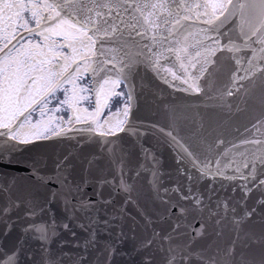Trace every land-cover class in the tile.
<instances>
[{
	"label": "snow or ice",
	"instance_id": "snow-or-ice-1",
	"mask_svg": "<svg viewBox=\"0 0 264 264\" xmlns=\"http://www.w3.org/2000/svg\"><path fill=\"white\" fill-rule=\"evenodd\" d=\"M150 77L264 106V0H0V264H264V112L231 147L159 129L179 149L166 186L138 116Z\"/></svg>",
	"mask_w": 264,
	"mask_h": 264
},
{
	"label": "water",
	"instance_id": "water-1",
	"mask_svg": "<svg viewBox=\"0 0 264 264\" xmlns=\"http://www.w3.org/2000/svg\"><path fill=\"white\" fill-rule=\"evenodd\" d=\"M141 83L143 85L142 90L140 89ZM137 84L140 91L138 116L145 124L157 126L155 133L149 139V143L162 153L164 167L161 171L165 173L163 183L166 186H174L173 182L178 179L175 173L174 159L179 149L175 145L168 144L166 137L160 133L159 129L162 128L165 132L171 131L177 139L185 144L195 145L199 143L201 137H207L213 141L217 138L223 139L225 146L231 147V144L239 143L249 136L246 129L255 133L256 130L252 128V125L264 112V106L260 104L258 99L248 98L243 94L225 97L231 104V108L228 109L214 104L205 97L197 98L196 94L180 91L178 87H168L151 77L143 82L138 81ZM226 84V77H222L218 86L223 89ZM259 84L260 81L257 80L255 86L257 97L259 96ZM256 134L259 135V133ZM41 143L45 145L44 150L49 153L72 150L77 153L83 151L84 154H88L94 151L89 145H77L75 141H54L51 143L45 141ZM9 171L15 172L16 169L11 168ZM167 173H171V175ZM217 188L219 189L218 184ZM86 192L93 200L97 199L93 187H88ZM219 194L221 197L230 196L237 200L242 195L239 191L233 193L223 190H219ZM106 195L107 192H105ZM256 198H259V192L256 193ZM228 215L229 221L225 223L223 235L220 237L213 235L210 242H218L224 246L235 235V226L231 223V213L229 212ZM195 223L193 221L194 225ZM246 227L259 232L260 218L256 217Z\"/></svg>",
	"mask_w": 264,
	"mask_h": 264
}]
</instances>
